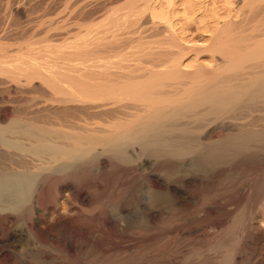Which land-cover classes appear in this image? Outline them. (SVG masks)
Segmentation results:
<instances>
[{"label": "bare ground", "instance_id": "obj_1", "mask_svg": "<svg viewBox=\"0 0 264 264\" xmlns=\"http://www.w3.org/2000/svg\"><path fill=\"white\" fill-rule=\"evenodd\" d=\"M141 1L135 10L130 4V13L124 6L126 16L115 24L138 29L146 18L148 30L144 25L128 32L117 47H95L97 34L89 30L82 62L48 61V56L0 66L1 77L31 79L29 91L24 82L0 83L19 91L18 96H0V264H210L209 255L202 257L200 230L193 225L200 191L213 187L205 178L212 179L215 171L221 177L230 170L245 175L261 169L264 28L261 39L257 34L238 40L234 28L242 12L235 0ZM107 18L98 25H108ZM192 26L210 36L194 40L188 35ZM227 31L220 41L224 44L218 42ZM152 33L170 48L160 52L157 64L141 60ZM211 37L214 47H223L218 59V49L206 46ZM108 171L121 193L100 189ZM247 180L261 205L264 170ZM185 212L192 215L188 223L183 222ZM242 223H230L209 242L218 257L215 264H229L243 249ZM134 230H160V236L133 238L135 256L130 258L126 244ZM250 235L260 241L261 225ZM15 238L22 242L6 249L17 244Z\"/></svg>", "mask_w": 264, "mask_h": 264}, {"label": "rangeland", "instance_id": "obj_2", "mask_svg": "<svg viewBox=\"0 0 264 264\" xmlns=\"http://www.w3.org/2000/svg\"><path fill=\"white\" fill-rule=\"evenodd\" d=\"M128 1H129V3H128ZM139 1L140 0H136V1L135 0H133V1H131V0H0V47H1L0 48V58L4 62L3 64H0V66L1 67L2 66L8 67L10 64L16 65V64H23V62L27 63L29 58L31 59V57L34 59L38 58V60L36 59L37 61H39V58L43 59V60H45V59L47 60L48 56L50 58V59L48 58L49 59L48 61H52L54 59L59 60L61 58L62 59L70 58V59L77 61L78 63L82 62V57L85 58L83 55V51L85 49L84 41L88 40L87 38H88V35L90 32L89 30H91V33L93 31L92 34H94V35L97 34L96 36L98 38L96 37V39L99 40L98 41L99 44L101 42H103V44H104L103 45L101 43L102 45H99L97 43L98 46L95 44L96 45V46L94 45L95 47H101V48L117 47L118 43H120V40H122V38L125 35H127L128 32L135 33V32H137V30H139V29L141 30L142 26H144V25H145L144 26L145 30H146V28H147V30L149 28V24L145 23L147 21L146 18H144V20L142 21V23H143L142 26H140V27L138 26V29L136 26L131 27V24H128V27H127V23L123 27L122 26L117 27L115 24L119 18H122L123 14L125 15V13H126L125 9L129 8V6L132 8V5L135 4V5H133L134 10H135L136 5H138V3H139L138 6L140 7L142 4V1L141 2H139ZM235 3H236V7H237L236 10L240 11V13L242 12L241 17L243 18V19L241 18V21L239 18V24H238L239 26L234 28V29H237V31L235 30V33L238 32V33H236L237 34L236 38H240L238 40L242 41L243 38L244 39L250 38V36L253 37V36H256L258 34L257 36H260V39H261V35H263V33H261V31L264 28L263 27L264 24H263V26L261 24L262 22H264L263 21L264 19L262 18L264 16L262 13V12H264V0H248V1L247 0H235ZM130 4H132V5H130ZM122 5H123V7H122ZM124 6H126L125 9H123ZM138 6H137V8H139ZM121 10H122V12H120ZM123 10H125V11H123ZM128 10L129 9H127V12L130 13L131 9L129 11ZM245 13H246V15H245ZM127 16H128V14H127ZM107 17H109V18H107ZM117 17H118V19H117ZM106 18L108 20L110 19L111 22L115 18H116V20H115V22H112L113 24H110V22H109L110 20H109L108 25H106L103 28L100 27L102 25V23L105 22ZM253 18H254V20H253ZM246 19H247L248 23L246 22ZM261 19H262V21H261ZM256 20L258 21V23L255 22ZM99 21L101 22V25H98V24H100ZM242 21L245 22L244 26H242L244 23V22L242 23ZM252 21H254V22H252ZM93 22H95V23H93ZM99 27L101 28V30L99 29ZM261 27H262V29H261ZM96 28H98V29H96ZM105 28H106V30H105ZM108 28H110V30ZM196 30L197 29L194 26L190 27L188 35L194 36L193 39L198 41V42L203 41L205 37L210 36L209 34L205 35V34L201 33L200 31H199L200 32L199 33L198 30L197 31ZM99 32L100 33L103 32L104 34L101 33L102 34L101 35ZM105 32H106V34H105ZM254 32H255V34H253ZM107 33L109 34V36ZM190 33L191 34L194 33V34L191 35ZM223 33L224 34H222V36H221L222 39H220V40L218 39V42H220L223 39L224 40L226 39L225 37H227L226 33L228 34V31L223 32ZM98 34H100V35H98ZM152 34L153 35L150 38L147 36V40L150 39V40H152V42L149 41L150 42L149 46L145 45L144 48L142 49L141 60L144 61V63L148 62L150 64H155V63L157 64V63H159V62H157V59H158L160 52L161 53L167 52L168 50H166V49H170V48H169V46H167L168 44L163 42L164 38H160L159 36H157L154 33H152ZM106 35L108 36V38ZM145 35H146V33H145ZM199 35H201V36H199ZM149 36H150V34H149ZM234 37H235V35H234ZM100 38L101 39L104 38L106 40L104 41V39H103V41L101 40V42H100ZM213 38L211 37V40H209V42H207L208 44L206 43L207 47L209 46V48L210 47L213 48L214 44L217 46V42L215 40V37H213ZM156 41L159 43H157ZM161 42L166 44V46ZM220 43L224 44V41H222ZM220 43H218V48L215 46L216 47L215 50H217V49L218 50L216 51V54L214 53L216 55V56H214V59H215V57H216V59H218V57H220L218 52L220 51V47L223 48ZM219 44H220V46H219ZM238 45H240V44H238ZM47 46H48V48H50V50L48 48H46ZM212 48H210V50H214V48L213 49ZM50 52H52V53L50 54ZM217 55H219V56H217ZM153 57L156 59H153ZM151 58H152V60H151ZM6 61H7V63H6ZM30 61L31 60H29V62ZM60 61H58V62H60ZM150 61L154 62V63H151ZM113 62L114 61H112L110 63V61H108V63L113 64V65H118V66H119V64H123V65L129 64L126 61H125V63L124 62L121 63V61H120V62H118V64H116V61L114 63ZM9 76L10 75H8V76L2 75V77L0 76V83L2 81L8 82V80L9 81L14 80L13 82L11 81V83L13 85H14V83H16V85L17 84L23 85V82H24L26 84L24 86H26L25 88H27L26 91L27 90L29 91L30 87L28 86V84H29L31 79H28L29 80L28 81L27 77L25 75H19L16 77H9ZM195 79H197L196 80L197 82L199 81L198 78H195ZM26 80H27V82H26ZM167 80H170V79H167ZM192 81H194V79L191 80V82ZM20 82H22V83H20ZM170 82L172 83L174 81L171 80V81H169V83ZM0 88H1L0 89V96L12 95V94L14 96L19 95V93H18L19 91H16L17 90L16 88H14L13 90L17 93H14V91H11L12 89H10L6 86H4V88H3V85H0ZM263 118L264 117L261 115V121L263 120V122H261V124L264 125V119ZM261 161H262L261 162V164H262L264 162V160H261ZM0 166H2V164H0ZM263 170H264V163L261 165V169L260 168H252L251 170L246 171V173L244 172L245 175L241 174L240 172H237L236 170L235 171L230 170L232 172L227 171V173H225V175L221 176L224 179L227 178V179L223 180L219 175H217L218 173L215 171L212 173L214 175L217 173L215 175V176H217V178L212 173H210V178H212V179H209V177L205 178V180L208 178L207 180L210 183L208 185L211 187L213 186V187L212 188L209 187V188H211L210 189L211 191L210 190L206 191L207 189H204V188L200 191L201 202H200V205L198 207L199 210L197 211V214H196L197 217L194 216V217H196L195 218L196 224H193V225L194 226L196 225L197 229L200 230V231L198 230L200 233H198L197 236H198V238L200 237V239H198V240L200 242L199 247H202V248H200L201 251L203 252L202 257H204L206 259L209 255L210 258L208 257V259H206V260H207V262L209 261L210 264H215L216 261L218 260V257L216 256V253L209 250L210 249L209 245H208L209 242H211V240L215 236L219 235L222 232V230H224V229H226V227L230 226V223H235V222L237 223L240 221H242L243 223H242V225H239V227H240L239 229L241 230L242 228H246L244 231L245 237H244L243 244H242V245H244V246H242V248L243 249L245 248L246 250L241 249V251L238 252L236 257L232 261H230L229 264H237L238 262H241V260H243V261L245 260L244 264H249V263L250 264H258L260 261H261L260 264H264V203L261 201V205H260V204H257L255 202L254 197H252L250 191H248L249 182L247 180V178L253 179V178H257L260 174L262 175ZM227 175H230L234 180L229 181V178H231V177L229 176V178H228V177H226ZM102 177L104 178L103 183L101 184V186H100V184H98L100 189L102 187V189L104 191L113 192L115 194L121 193L122 189L118 185V180L115 179V175H113L112 172H110V171L105 172ZM88 179H89V183H91L93 180V177L90 176V178H88ZM242 179H243V181H242ZM207 180H206V182H207ZM231 181L233 183H231ZM239 181H240V183H239ZM97 183H98V181H97ZM218 183H220V184L218 185ZM224 183H225V185H223ZM89 185H91V184H89ZM107 206H109V204ZM207 209H211V211L213 213L208 214V212L206 211ZM183 218H184L183 222L188 223L192 220L191 219L192 215H190L189 212H185L183 215ZM186 220H188V222H186ZM244 222H246L245 226H244ZM222 224H223V226H222ZM260 225H261V240L260 241H254L252 239V236L250 235V232L251 233L258 232L260 230ZM188 229H189L188 226L185 227L184 232H183L184 236L182 235V237L184 239L183 240L184 243H186L185 239L187 237L186 235H187ZM251 229L253 230V232ZM160 230H161V228H160ZM246 230H247V232H246ZM149 232H151L152 234ZM155 232H156L155 230H151V231L149 230V231L145 232L146 235L144 232L138 233L136 230L128 232V240H127L128 243L126 245H127V247L129 245L128 248H129V250L132 249V251H129V254L127 253L126 256H128L130 258H132L133 255L135 256V252H134L135 250H134L133 246H134L135 242L137 240H139L138 238H140V239H142L143 237L148 238V236H149V238L153 237V236H156V238H158L160 236V235H158V234H160V232L159 233L157 232L156 234H154ZM140 233L141 234L143 233L142 234L143 236L140 235ZM247 236H248V239H247ZM133 238L134 239L136 238L137 240H134ZM249 240H250V243H249ZM14 241L17 244L14 245V243L11 242V243L7 244L6 249L8 248V250H10L11 248H13V246L15 247L16 245L20 244V242H22V241H20L19 238H15ZM252 241H254V242H252ZM131 242H132V244H131ZM200 244H202V245L200 246ZM130 246H131V248H130ZM205 246L208 248H206ZM246 246L249 247L250 249L248 250V248H246ZM144 247L142 248V250L146 249V247L145 248ZM203 247H204V249H203ZM251 249H253V250H251ZM144 251H147V249L143 250V254L145 253ZM243 253H245V254H243ZM211 254H213L214 257ZM157 261L156 262L159 263L160 260H157ZM160 263H162V262H160Z\"/></svg>", "mask_w": 264, "mask_h": 264}]
</instances>
